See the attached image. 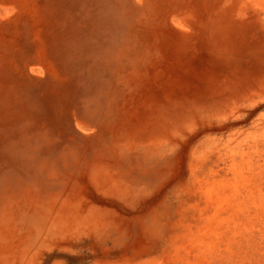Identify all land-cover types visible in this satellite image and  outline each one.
<instances>
[{
	"label": "bare ground",
	"instance_id": "6f19581e",
	"mask_svg": "<svg viewBox=\"0 0 264 264\" xmlns=\"http://www.w3.org/2000/svg\"><path fill=\"white\" fill-rule=\"evenodd\" d=\"M6 1L36 21L35 0ZM72 2L77 31L104 35L117 59L108 100L119 123L80 188L29 195L53 229L26 212L12 226L15 259L70 256L69 245L92 264H264V0ZM12 12L0 8V22ZM114 216H154L162 244L152 249L149 225L109 256L94 243Z\"/></svg>",
	"mask_w": 264,
	"mask_h": 264
},
{
	"label": "rangeland",
	"instance_id": "374dc122",
	"mask_svg": "<svg viewBox=\"0 0 264 264\" xmlns=\"http://www.w3.org/2000/svg\"><path fill=\"white\" fill-rule=\"evenodd\" d=\"M0 1L1 9H13L0 22V264H92L85 247L69 245L61 249L70 250L71 257L44 250L43 255L16 260L11 231L29 212L40 220L37 230L49 233L53 227L46 209L29 202V195L78 189L96 154L108 156L110 124L119 123L108 100L117 59L104 49L109 42L104 35L84 31L85 26L77 31L72 0H35V22L22 5ZM86 127L92 132L82 133ZM105 218L107 228L101 234L106 241L94 244L112 248L109 256L116 257L121 252L115 240L127 236L132 241L133 232L154 224V216ZM55 226L69 230L62 222ZM152 231L150 243L156 250L162 244L161 227Z\"/></svg>",
	"mask_w": 264,
	"mask_h": 264
}]
</instances>
